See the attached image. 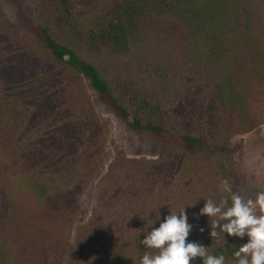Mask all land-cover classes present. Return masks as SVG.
Instances as JSON below:
<instances>
[{"label": "trees", "instance_id": "16d2710c", "mask_svg": "<svg viewBox=\"0 0 264 264\" xmlns=\"http://www.w3.org/2000/svg\"><path fill=\"white\" fill-rule=\"evenodd\" d=\"M40 3L17 22L0 7V67L24 56L20 74L41 86L27 104L0 73V264H138L159 210L190 204L182 177L231 203L217 178H238L232 139L264 124V0ZM98 100L150 137L155 158L118 150L106 165ZM22 182L45 224L29 217ZM211 231L194 225L189 238L232 264L247 237Z\"/></svg>", "mask_w": 264, "mask_h": 264}, {"label": "rangeland", "instance_id": "374dc122", "mask_svg": "<svg viewBox=\"0 0 264 264\" xmlns=\"http://www.w3.org/2000/svg\"><path fill=\"white\" fill-rule=\"evenodd\" d=\"M0 7L6 13L7 19L12 22H17L20 18L21 10H27L29 12H40L41 3L40 0H0ZM23 62V63H22ZM26 65L24 56H13L7 60L1 67L0 73L3 76V81L6 86L7 92L12 96L22 100L27 104L31 103V100L35 96L41 95V86L34 83L31 79H27L26 76L21 75V65ZM126 92L128 89L125 90ZM97 107L100 115L108 119L111 123V134L109 138V147L106 157V165L114 159L118 150H124L130 157L135 158H155L151 153V139L146 135H141L131 130L126 122L116 117L98 100ZM232 145L236 148L235 156L238 164L237 174L238 178H217V183L222 187H226L231 192H236L242 195L245 199L255 198V193L258 191H264V124L255 128L251 132L243 135L235 136L232 139ZM202 168L203 166L209 167L213 165H219L216 161L208 162L206 160L196 161ZM202 174H206L202 169ZM183 178V189H178L177 193H181L186 196L188 203L191 207L186 209L190 214L188 215V222L193 226L198 227H210L215 218H209L206 215H200V209L204 206L205 199L210 198L209 189L203 185L202 177H195V174L186 175ZM179 179V177H177ZM192 186V187H191ZM20 192L26 190V194L23 196L25 205L29 212V217L35 219L41 215V221L45 224L42 212L45 211V207L39 205L38 201L29 194V191L22 186L19 187ZM94 187H92L87 194L86 212L84 219L90 214L93 201ZM186 206V205H185ZM193 229V228H192ZM191 234V233H190ZM190 240V238H189ZM198 259L194 264H198Z\"/></svg>", "mask_w": 264, "mask_h": 264}, {"label": "clouds", "instance_id": "9594fccd", "mask_svg": "<svg viewBox=\"0 0 264 264\" xmlns=\"http://www.w3.org/2000/svg\"><path fill=\"white\" fill-rule=\"evenodd\" d=\"M229 197L231 203L229 198L219 201L207 198L200 209V215L215 218L211 238L225 241V236L240 240L247 237L246 242L236 247L232 264H264V191L256 192L255 198L245 199L236 192L229 193ZM191 206L179 211L169 208V214L163 218L159 210L156 221L149 223L151 231L147 230L141 240L145 251L138 264H194L197 258L202 264H226L223 253L210 254L208 246L189 240L193 225L188 222L186 209ZM157 222L159 227H153Z\"/></svg>", "mask_w": 264, "mask_h": 264}]
</instances>
